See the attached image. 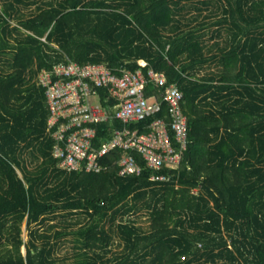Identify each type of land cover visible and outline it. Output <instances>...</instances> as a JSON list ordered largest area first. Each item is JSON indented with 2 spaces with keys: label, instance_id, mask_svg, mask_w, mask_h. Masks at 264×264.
<instances>
[{
  "label": "trees",
  "instance_id": "16d2710c",
  "mask_svg": "<svg viewBox=\"0 0 264 264\" xmlns=\"http://www.w3.org/2000/svg\"><path fill=\"white\" fill-rule=\"evenodd\" d=\"M66 57L144 59L166 75L146 86L158 97L176 83L179 166L156 170L133 151L141 172L121 174L116 148L98 172L61 168L37 76ZM158 116L167 105L129 127ZM69 234L73 251L58 255ZM0 264H264V0H0Z\"/></svg>",
  "mask_w": 264,
  "mask_h": 264
},
{
  "label": "built area",
  "instance_id": "2783aa9c",
  "mask_svg": "<svg viewBox=\"0 0 264 264\" xmlns=\"http://www.w3.org/2000/svg\"><path fill=\"white\" fill-rule=\"evenodd\" d=\"M138 63L136 69H114L105 62L81 63L66 57L40 70L37 80L45 88L52 154L61 168L98 172L107 166L102 158L116 148L124 152L118 161L121 174L141 172L133 151L156 170L179 166L188 142L187 116L181 105L183 92L173 82L166 85L160 97L146 94L150 82L165 85L166 75L152 67L144 71L142 67L148 64L144 59H138ZM100 88L106 93L102 94ZM164 104L168 120L165 116L155 117L145 130L129 127L155 115ZM114 121L124 126H113ZM101 122L108 123L110 131L96 143ZM150 178L165 180L169 175L154 171Z\"/></svg>",
  "mask_w": 264,
  "mask_h": 264
},
{
  "label": "rangeland",
  "instance_id": "374dc122",
  "mask_svg": "<svg viewBox=\"0 0 264 264\" xmlns=\"http://www.w3.org/2000/svg\"><path fill=\"white\" fill-rule=\"evenodd\" d=\"M13 22V21H12ZM15 22V21H14ZM2 56H9V55H2ZM194 191L197 190V188L193 189ZM139 223H141L144 226L148 225V214L146 212V210H142L139 212ZM59 217L55 218L58 219ZM21 236L23 237L24 240H26L28 238V230L26 229L25 226V222H23L22 224V232H21ZM72 238V234L67 235L66 237L62 238L61 241L59 242L58 248L56 249V252L58 255H63V254H71V252L73 251V242L71 241ZM9 246V245H8ZM120 249V247H118L116 244H114L113 246V250H117ZM21 250L24 252L25 251V247L22 246Z\"/></svg>",
  "mask_w": 264,
  "mask_h": 264
}]
</instances>
